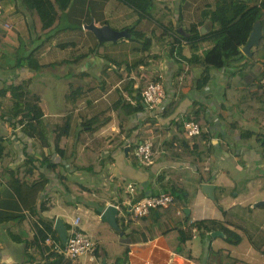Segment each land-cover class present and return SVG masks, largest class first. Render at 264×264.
I'll return each mask as SVG.
<instances>
[{
	"label": "crops",
	"instance_id": "1",
	"mask_svg": "<svg viewBox=\"0 0 264 264\" xmlns=\"http://www.w3.org/2000/svg\"><path fill=\"white\" fill-rule=\"evenodd\" d=\"M153 1L149 15L121 0H72L62 28L35 52L41 69L0 70V90L24 84L40 96L45 132V137H28L14 120L0 119V138L5 144L1 167L17 170L26 158L35 159L30 175L47 181L38 206H48L36 215L52 222L62 244L55 228L59 218L68 234L77 226L96 243L92 252L68 262L55 253L46 258L34 243L19 241L22 235L15 232V218L25 216L24 226L33 237L34 216L26 213L18 195L0 177V264H208L210 252L219 250L247 264H264V206L257 205L264 200V162L258 138L264 136V47L254 45L247 54L243 45L242 57L235 62L205 70L201 58L214 42L204 41L194 52L187 38L194 32L203 36L219 29L215 12L223 1ZM243 1L262 10L257 22L263 36L264 0ZM0 3V26L7 32L6 40L15 45L28 40L31 18L18 11L15 0ZM92 22L124 34L100 42L87 28ZM204 76L205 83L197 86ZM153 80L165 85V105L175 103L169 114L165 105L149 108L141 96V82ZM10 101L8 94L6 102ZM188 118L198 119L207 129L213 147L210 161L195 163L180 157L197 153L193 141L188 147L177 136L183 127L177 128L176 123ZM67 120L71 128L60 143L62 155L55 144L57 128ZM143 133L147 134L144 140L155 143L149 165H142L133 155L144 141ZM86 148L92 152L81 165L95 170L78 169L74 163ZM200 165L212 179L197 185L186 170L197 173ZM159 175L168 182L185 176L192 194L185 208L193 222L222 224L242 241L231 244L216 229L195 232L187 247L196 262L174 252L164 234L187 228L185 218L165 220L144 234L140 222L130 216V206L165 192L157 181ZM202 184L214 186L212 197ZM111 205L117 208L113 223L103 218ZM199 234L206 240L195 245ZM219 260L215 258L212 264Z\"/></svg>",
	"mask_w": 264,
	"mask_h": 264
},
{
	"label": "trees",
	"instance_id": "2",
	"mask_svg": "<svg viewBox=\"0 0 264 264\" xmlns=\"http://www.w3.org/2000/svg\"><path fill=\"white\" fill-rule=\"evenodd\" d=\"M121 1H125L143 12L147 13L148 11L149 13L147 14L149 15H151V9L154 7L155 3L153 0ZM222 1L223 3L221 2L215 12V19L220 24L219 29L203 36L194 32L193 35L187 38L194 52L204 41L209 40L214 42V45L207 50L205 52V56L201 58V62L203 63L202 65L205 70L229 65L242 57L241 47L246 44L255 23L262 16L261 9L249 7L243 0ZM15 2L18 11L26 13L27 16L31 18V24L28 26L30 36L25 42L21 41L18 45H15L6 40L7 32L0 26V70L17 71L23 67L39 70L42 68V65H40L37 58L34 57L35 52L39 50L42 45H44L48 38H51L57 31H59V29L62 28L64 14L72 3V0H15ZM167 29H172V26L167 27ZM258 46V48L264 47V35L261 37ZM196 57L197 56L195 54L192 56L193 59H196ZM200 80L201 81H199L197 86L203 85L207 80V76L202 77ZM149 83L150 82L148 81L141 82V91L146 89ZM30 92L31 91L24 87V84H10L8 88L1 89L0 119L8 118L9 120H14L15 123L21 126L22 131L28 137H45V132L42 127L44 112L39 105L40 96L37 94L32 95ZM8 94L12 99L10 102H6ZM174 105L175 103H170L168 106L165 105V113L169 114L173 110ZM139 109L140 106L134 108L132 111ZM194 114L197 113L194 112ZM195 120L201 125V122L198 119ZM176 127L179 129L182 128L183 122H177ZM70 128L71 123L69 120L57 128V138L55 144L57 151L62 155L64 154V148L61 147L60 143L68 137ZM180 131L177 134L178 138L188 147L193 141L194 148L197 151V153L192 152V154L188 156L180 154L182 159L190 158L195 163L198 161L204 163L211 160L210 156L213 154V147L207 132H203L199 135L186 139L183 131ZM249 134H251V132L246 133L247 136H249ZM141 136L144 140V138L147 137V134L143 133ZM258 138L261 142V158L264 162V136H258ZM204 140L206 144H203ZM89 151L91 150L86 148L80 155L74 158V163L78 169L89 171L96 169L93 167L91 168L86 164L84 167L81 165L88 160L87 155L92 152ZM4 152V139L0 138V177L5 180L9 187L18 195L23 207L28 210V215L34 216L32 224L35 227V230H37V233H35L36 235L32 237L30 232L26 230L24 226V220L26 219L25 216L16 217L17 227L15 232L22 235L21 239L18 240H25L28 243L30 241L37 245L38 248L42 247L40 240L43 241L49 234L59 240V237H56V231L53 228L52 222L36 215L38 209L43 211L47 209L48 206L44 203H41L40 206H38V198L41 192L44 191L47 181L43 177L35 179L32 175H30V172L32 173V170L36 166L35 159L28 157L24 161V164L17 170H10L5 167H1L4 159ZM98 165L99 164L95 161L94 166L97 167ZM24 170L26 173L23 174ZM186 171L190 172V179L195 180L197 185L212 179L208 176L209 174L206 172V168L202 165H200L197 173H193L190 170ZM178 176L176 182H168L165 180V176L163 175H159L157 177V181L162 185V188L164 187V191L174 195V201L167 208L159 207L151 210L147 217L135 218V220L140 222L141 228L144 230L143 233L150 234V232L146 231L155 229L157 224L165 220L185 218L187 228H177L164 234L174 252L191 260H195L196 262L199 261L192 257V254L187 247V242L194 238L195 232L216 229V231L221 233L229 243L239 244L242 241V237L222 224H216L215 222L205 220L196 222L192 221L191 214L187 215L185 211V203L189 201V198L192 195L191 189L187 185L185 176ZM63 180L65 181L66 178H63ZM79 188L85 189L84 191H92L83 186H79ZM131 215L132 214L130 212V216ZM148 217H150L152 222H149ZM125 258L126 253L124 254V259ZM215 258L218 260L221 258L218 261V264H247L231 258L226 251L221 250L214 253L210 252L208 264H212V261ZM66 261L69 262L70 260Z\"/></svg>",
	"mask_w": 264,
	"mask_h": 264
},
{
	"label": "built area",
	"instance_id": "3",
	"mask_svg": "<svg viewBox=\"0 0 264 264\" xmlns=\"http://www.w3.org/2000/svg\"><path fill=\"white\" fill-rule=\"evenodd\" d=\"M2 11L3 8L0 4V15L2 14ZM5 26L7 28L10 27L9 24H6ZM261 84L264 92V74ZM142 97L144 102L151 109L164 106L168 97L163 81H151L147 88L143 90ZM206 130L207 129L205 127L201 126L195 120L185 119L183 121V134L187 138L199 135L206 132ZM154 153V141L152 139L144 140L133 151V155L142 165L151 164ZM128 189L131 193H135V187L133 185H129ZM173 201L174 195L168 192L146 196L131 204L130 212L135 218L147 217L151 210L159 207L167 208L171 203H173ZM75 223V225H78V221ZM33 230L37 233L34 226ZM40 244L46 258L55 253L62 255L66 260H74L80 256L86 255L92 252L96 246L92 237L78 229L77 226L70 230L67 241L63 244L51 234L47 235L43 241L40 240Z\"/></svg>",
	"mask_w": 264,
	"mask_h": 264
},
{
	"label": "water",
	"instance_id": "4",
	"mask_svg": "<svg viewBox=\"0 0 264 264\" xmlns=\"http://www.w3.org/2000/svg\"><path fill=\"white\" fill-rule=\"evenodd\" d=\"M87 28L92 30L97 35L100 42L115 40L124 34L123 31L114 30L108 25L95 26L93 22L90 25H87ZM261 37H262V27L258 22H256L253 30L250 33V36L248 37L246 44L243 46V49H242L243 52L250 54V49L254 45L259 44ZM213 187L214 186L212 184H202V188L205 191H207V194L211 197L213 196ZM257 205L264 206V200L259 201ZM115 209L117 208L114 207L113 205L109 206L105 210L103 214V218L109 221L110 223H113ZM185 211L188 214L190 210L189 208H186ZM55 228L58 231V234L61 240L63 241V243H65L68 238V231H67L64 221L61 218L57 219Z\"/></svg>",
	"mask_w": 264,
	"mask_h": 264
},
{
	"label": "rangeland",
	"instance_id": "5",
	"mask_svg": "<svg viewBox=\"0 0 264 264\" xmlns=\"http://www.w3.org/2000/svg\"><path fill=\"white\" fill-rule=\"evenodd\" d=\"M28 88V87H27ZM30 94H34V92H30ZM198 238H196L195 240H193V242L195 243V245H201V242H203V240H206V237L202 234H199L197 236ZM204 243V242H203Z\"/></svg>",
	"mask_w": 264,
	"mask_h": 264
}]
</instances>
